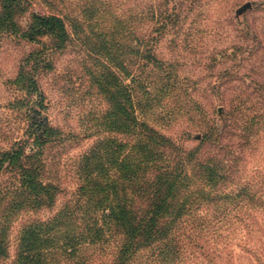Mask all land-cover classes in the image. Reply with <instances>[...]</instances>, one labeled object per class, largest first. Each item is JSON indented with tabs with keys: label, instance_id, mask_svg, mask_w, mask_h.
Wrapping results in <instances>:
<instances>
[{
	"label": "trees",
	"instance_id": "trees-1",
	"mask_svg": "<svg viewBox=\"0 0 264 264\" xmlns=\"http://www.w3.org/2000/svg\"><path fill=\"white\" fill-rule=\"evenodd\" d=\"M31 7L30 0H0V40L16 35L46 46L47 38L52 49H64L71 39L69 22L75 29L92 23L100 30L101 17L109 21L104 28L115 42L126 54H134L127 66L126 59L119 64L125 72L130 65L133 82L113 83V112L101 123L109 136L79 155L77 190L57 207L62 188L49 174L46 151L53 143L63 144L64 138L48 119L37 117L48 108L39 73L50 58L39 49L24 55L14 80L22 93L13 102L29 122L23 138L0 148V264H87L84 253L103 246L118 251L115 262L173 264L189 257L194 264H264V156L250 169L254 152L263 145L264 91L214 94L223 103L222 128L208 130L195 147L186 149L139 116L140 109L148 114L163 103L167 92L152 76L155 67L162 70L152 51L159 40L152 35L154 29L137 34L132 24L136 12L114 16L104 8L99 16L95 0H84L78 11L71 6L49 13L32 10L30 23L19 28V15ZM151 13L150 23L156 18L154 9ZM165 19L164 32L172 23L170 16ZM250 28L259 40L253 60L259 70L264 67V38ZM143 41L151 45L147 55L133 49ZM111 51L109 61L114 63L119 52ZM140 58L153 64L143 81L137 72ZM261 77L252 81L264 83ZM153 86L158 90L154 95ZM52 210L48 217L36 216ZM16 223L15 257L5 262Z\"/></svg>",
	"mask_w": 264,
	"mask_h": 264
},
{
	"label": "rangeland",
	"instance_id": "rangeland-1",
	"mask_svg": "<svg viewBox=\"0 0 264 264\" xmlns=\"http://www.w3.org/2000/svg\"><path fill=\"white\" fill-rule=\"evenodd\" d=\"M30 1L32 7L18 17L19 28L25 29L30 23L32 10L49 13L57 7L71 6L70 9L78 11L77 6L84 2V0ZM95 2L99 16H102L101 10L104 8L111 10L114 16L127 15L130 10L136 12L132 24L138 29L137 34L154 29L152 35L159 41L153 44L152 51L161 60L162 70L155 67L152 76L158 88L166 90L164 94L167 92V95L164 102L156 105L150 113L148 111V114H145L144 111L143 115L140 109L139 116L151 122L184 148L195 147L208 130L216 132L222 128L223 103L220 96L214 94L240 89L248 93L264 91V83L255 84L252 81L253 78L256 81L261 80L264 67L257 70L253 64L259 40L250 28V26L256 28L260 37L264 38L262 27L264 0H95ZM248 3L250 5L245 8ZM153 9L156 18L150 23L148 20ZM167 16H170L172 23L164 32L162 21H165ZM99 20L100 30L92 23L83 29H75L69 22L71 39L64 49H52L51 41L49 42L47 38L44 39L46 46L29 43L16 35H7L0 40V148L8 147L11 140L23 138L29 122L24 109L13 102L22 93L18 91L19 86L14 80L24 55L31 50L39 49L43 55L47 54L50 58L48 67L39 73V82L46 94L48 108L38 111L37 117L48 119L51 125L60 130L64 138L63 144L53 143L46 151L49 174L62 188L57 207L71 198L77 190L79 155L92 146L98 148L101 139L109 136L101 123L113 112L114 105L112 106L109 101L110 90L117 84L123 86L133 82V78L130 77V72H133L130 65L128 73L121 70L119 64L126 59V63L123 64L127 66L131 59L134 60V54L128 52L126 54L121 43L115 42L110 32L104 28L110 25L109 21H101V17ZM112 38L114 42H111ZM148 44L149 42L143 41L142 46L137 48L133 46V49H139L141 54L143 52L147 55L149 54L147 50L151 48ZM111 50L113 53L119 52V59L114 54V63L109 61ZM247 51L252 52L254 56L248 58ZM152 65L150 59L140 58L138 66L141 71L137 72L142 74V81L145 79L144 76L149 74ZM112 71L115 77L110 81L109 74ZM102 74L108 76L105 81ZM102 81L104 83L101 85ZM156 92L158 90L153 86L152 94ZM30 111L33 115L36 114L33 108ZM114 136L113 132L112 140ZM118 137L122 140V134H118ZM262 142L260 149L254 152L250 169L254 168V164H259L258 160L261 162L260 159L264 156V139ZM175 160L177 162L179 159ZM53 211H44L36 216L48 217ZM261 218L264 220V215ZM18 228L19 224L16 223L11 235L9 258L5 262H10L15 257ZM235 251L241 254L239 249L235 248ZM117 254L118 251L112 246H103L86 251L84 256L87 257V264H142L141 260L123 262L117 259L115 262ZM173 264L194 263L188 257L183 263Z\"/></svg>",
	"mask_w": 264,
	"mask_h": 264
},
{
	"label": "water",
	"instance_id": "water-1",
	"mask_svg": "<svg viewBox=\"0 0 264 264\" xmlns=\"http://www.w3.org/2000/svg\"><path fill=\"white\" fill-rule=\"evenodd\" d=\"M249 5H250L249 3H248V4H246V5H245V8H247Z\"/></svg>",
	"mask_w": 264,
	"mask_h": 264
}]
</instances>
